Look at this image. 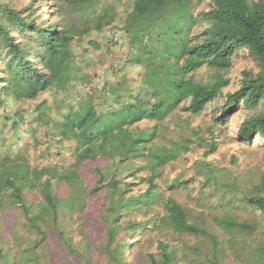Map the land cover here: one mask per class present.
<instances>
[{"label":"trees","instance_id":"trees-1","mask_svg":"<svg viewBox=\"0 0 264 264\" xmlns=\"http://www.w3.org/2000/svg\"><path fill=\"white\" fill-rule=\"evenodd\" d=\"M117 7L128 10L120 25ZM105 29L112 35L102 43L110 64L93 84L88 49L102 47L86 37ZM82 44L88 49H80ZM242 54L257 71H242L237 90L223 95L229 85L225 75ZM132 69L138 70L134 78L129 77ZM42 94L50 99L39 101ZM221 96L216 121H227L241 107L251 110L236 137L245 149L264 155V0H0V134L7 131L0 140V210L20 209L33 232L19 243L20 261L4 254L8 264H132L125 254L139 246V234L153 233L162 239H156V254H146L147 264H180V259L264 264V170L241 186L221 181L208 164L197 163L202 187L212 186L223 211L212 217L199 212L205 199H199L197 210L188 209L172 198L162 200L156 183L162 169L188 150L186 139L170 148L154 145L156 126L178 109L200 115ZM30 102L31 112L17 109ZM27 114L36 127L27 126L29 142L13 151L6 136ZM142 122L154 126L144 130ZM30 152L39 163L30 161ZM68 153L73 160L66 168ZM98 158L108 160V172L96 169L98 180L89 195L105 190V207L85 212L82 195L88 187L78 183L79 169ZM141 160L146 175L135 187L145 188L128 196L131 184L118 179L117 172ZM193 180L175 178L168 188L187 190ZM53 182L75 193L63 200L65 209L78 213L72 231L58 227L63 202ZM32 194L42 202L39 213L27 204ZM234 206L250 210L252 218L226 215L223 209ZM133 212L144 218L129 221ZM50 229L56 240L49 243ZM182 235L196 244H183L178 251L165 241ZM3 251L0 245V255Z\"/></svg>","mask_w":264,"mask_h":264},{"label":"rangeland","instance_id":"rangeland-1","mask_svg":"<svg viewBox=\"0 0 264 264\" xmlns=\"http://www.w3.org/2000/svg\"><path fill=\"white\" fill-rule=\"evenodd\" d=\"M116 11L118 15L117 22L120 25L128 10L117 7ZM111 36L112 35L109 29H105L102 33L91 32L86 37V41L90 40L100 43L102 47L101 50H89L87 46L83 44L82 47H80V49H88V61L89 64H91L89 71L91 75H93V84H96L99 82V80H101V77H103L110 64V58L106 56V48L102 43L109 41ZM120 43H122V41H120ZM119 46L120 48L118 51L121 53L124 51V49L120 44L118 47ZM76 52L79 53L80 50L76 49ZM245 70H252L256 72L257 68L246 54L238 55L234 58L233 67L225 75L229 80V85L225 90H223V95L226 93H233L237 90L239 81L241 79V72ZM137 72V69H132L129 71V77L134 78ZM205 72L206 70L203 69L201 72L202 75L205 74ZM44 99H50L49 95L42 94L39 98V101ZM222 104L223 96L208 104L200 115L195 116L178 109L162 124L156 126V134L153 140L154 145L166 146L168 148L171 147L173 142L179 143L181 139H186L188 142V150L185 152H180V154H178V156L171 163L166 165L161 171L160 178L156 181L159 191L161 192V199L166 200L168 198H172L188 209L190 208L197 210L199 199L203 198L205 199L203 203L206 206L205 208L199 210V212L204 210L208 217L219 216L223 214V211L217 207L219 204L216 202V198L214 196L216 194L212 193V186L207 185L206 187H202V175H198L194 171V166L197 163L208 164L219 174L218 177L221 181L230 183L236 181L237 184L241 186H245L244 182L253 174V172L257 173L264 170V155L254 154L257 151L245 149L243 145L239 143L236 137L238 125L246 116L252 114V111L241 107L227 121L220 124L216 120L220 118L219 109ZM33 106L34 105H31L30 102L18 106L17 109H28V111L31 112ZM13 110L14 108H10L9 113L12 114ZM30 114L25 116L24 122L19 125L15 132H12L6 136L8 144L13 151L22 150L26 147L27 142H29L27 126L29 125L30 128L36 127V124L33 123L32 119L30 118ZM10 123L11 122L9 121L6 124L5 130H7V127L10 125ZM138 125L144 130H150L154 126V124L150 122H142ZM6 134L7 131L0 134V140L2 139V135L5 136ZM34 155L36 154L30 152V161L33 164L37 162L39 163ZM65 157L66 162L63 164V166L67 168L68 165L72 163L73 159L70 153H68ZM55 159L54 161H56ZM54 161L51 160L52 163H54ZM107 164V159L98 158L94 162H85L79 169L80 179L78 180V183L83 182L84 185L88 187L82 195L83 203L86 206L85 212H89L90 210L96 208H98V210L101 212L104 210L105 190H101L96 195H89V189H91L98 180L95 172L96 169H100L107 174ZM145 165L146 164L142 160L136 161L135 163H130V165L124 164L123 168L117 172L116 177L118 179H122L124 183L131 184V187L128 188L130 189L128 196H135L139 192H142L145 188L143 185L139 188L135 187L139 182V179H141V177H145L146 175V171L144 169ZM131 173L134 174L133 177H130ZM175 178H181L182 180L193 178L194 180L192 184L188 186L187 190H171L168 187L171 181H173ZM77 186L79 191L80 185L76 184L75 188ZM53 190L54 192L58 193L59 198L63 202V207L61 206L60 215L58 216V227L60 228L61 226H66L70 231L76 229L75 221L78 218V213H71L68 209H65L63 201L66 199V197H71L74 195V191H72L70 187L63 183L57 184L55 182H53ZM41 203L42 202L36 194L29 195L27 199V204L33 209V213H39L41 211ZM159 209L160 208L156 206L153 208V210L157 211H159ZM223 210L225 214L230 217L243 219L252 218V212L250 210L243 208L242 211L239 206L227 207ZM142 218H144L142 213L133 212L128 217V220H135L138 222ZM86 220L88 226L93 224L92 218H87ZM25 224L26 220L24 219L20 209L4 207L2 210H0V245L4 250L3 254L1 253L0 258H3L5 264H8V258L6 255H4L6 253L11 255V258H15L17 261H20L18 249H20L22 245H19V243H26L28 241V237L33 235V232H30ZM47 229L49 228H45L44 230ZM46 233L48 237L47 241L49 243L52 240H56L54 237L55 232H51V229L50 231H46ZM161 237L162 235L158 233H153L151 237H147L146 234H139V246L125 255H127L132 264H147L146 254L157 253L156 239H162ZM17 238H20L18 242L16 240ZM74 238V242H77L79 239L76 233L74 234ZM165 241L168 242L170 246L176 247L178 251L183 244L187 246L196 244L195 238L185 235L179 237L168 236L165 238ZM99 242H102V240ZM58 256L61 257V255ZM4 263L2 262V264ZM42 264L48 263L44 262ZM180 264H186V262L180 259Z\"/></svg>","mask_w":264,"mask_h":264}]
</instances>
